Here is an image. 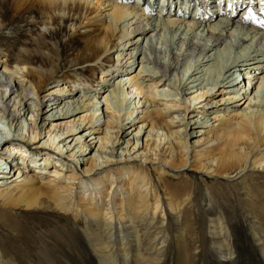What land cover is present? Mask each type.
<instances>
[{"label":"bare ground","instance_id":"obj_1","mask_svg":"<svg viewBox=\"0 0 264 264\" xmlns=\"http://www.w3.org/2000/svg\"><path fill=\"white\" fill-rule=\"evenodd\" d=\"M151 1H157L154 9L137 0H1L0 31L9 2L13 19L39 10L47 18L46 30L60 19L71 24L82 44L71 45L68 61L77 69L63 80L66 85L57 83L45 93L50 77L43 65L24 59L29 55L25 45L16 52L23 58H14L8 47L0 51V110L8 120L0 131V206L50 208L66 220L73 217L94 227L97 236L88 230V240L99 264H160L169 248L164 238L170 233L169 213L182 227L191 202L190 193L177 194L168 176L180 180V173L192 171L205 179L248 178L240 190L264 256V23L254 13L245 19L248 11L239 0H233L237 11L230 15L216 14L225 8L220 0H208L202 10L198 0ZM154 13L163 18L154 19ZM17 38L11 33L6 41ZM56 57L61 68L62 50ZM84 76L87 87L79 85ZM126 85L129 92L123 90ZM89 89L93 92L85 94ZM123 91L128 108L115 114V93ZM39 117L55 120L48 131L50 146L41 142L40 147H51L59 159L50 172L35 164L45 170L36 173L25 155L18 159L9 153L18 151L14 146L20 141L27 147L36 144L46 124L38 127ZM193 137L198 138L192 143ZM97 143L98 150L87 157ZM60 159L71 165L65 168ZM205 198L210 218L218 203L209 191ZM210 221L213 237L222 241L215 249L233 264V232L217 217ZM62 230L61 238L77 243L75 235ZM14 259L0 247V264H16Z\"/></svg>","mask_w":264,"mask_h":264},{"label":"rangeland","instance_id":"obj_2","mask_svg":"<svg viewBox=\"0 0 264 264\" xmlns=\"http://www.w3.org/2000/svg\"><path fill=\"white\" fill-rule=\"evenodd\" d=\"M198 3H200L198 5V9L200 10H202L205 5L209 6L208 0H198ZM195 12L196 11H193V13ZM11 14L13 13L10 9V3L8 2L3 14V17L5 18V29L0 31V51L8 47V50L10 49L13 53H16L20 46L25 45L29 50V55H26L24 59L34 63L35 67L39 64L43 65L45 67V75L50 77L48 86L44 89L43 93L55 86L57 83H59L60 86H65L66 84H64L63 80L68 77L70 70L77 69L74 66L70 67L68 55L74 48L72 46L77 47L82 44L78 38L73 37L71 24L63 23L60 19H57L55 27L49 29L48 31L44 25V21L47 18L44 14L42 15L39 10H36L33 15L18 16V19H13ZM150 16L154 19L163 18L160 14L156 13ZM11 33H16L18 38L7 42L6 39L11 35ZM15 44L16 48H14ZM60 50H62V57L64 59H62L61 68H59L60 66L57 64L56 57V53ZM1 57L4 58L3 55H1ZM114 57L117 58V55L115 54ZM14 58H23V56L16 53ZM60 61L61 58L58 63H60ZM140 68L141 63L138 64L135 72H139ZM1 69L3 68L1 67L0 71ZM54 70L58 73H55ZM85 77L86 76L78 80L79 85H82L83 87H87L86 84H89V81H87ZM247 81L248 78L245 79L244 82V84H246V90L248 89ZM258 84H260V82ZM127 87L128 85H126L123 90L129 92L130 89L127 91ZM209 88L212 89V86L210 85ZM217 89L218 87H216L214 91ZM125 91L115 93V96L117 97H115L116 100L114 101V107L117 111L115 114H118L119 111L123 114L128 108L127 103L123 102V94ZM84 92L85 94H90L93 91L89 89L84 90ZM81 94H84L82 90ZM261 94H263L262 97L264 99V90ZM103 95L105 96V93ZM103 95L102 99H100L102 102L104 101ZM109 95L112 96L110 91ZM252 96L253 92L251 97ZM13 97L14 95H12V98ZM221 97L222 96L219 95L212 97L211 99H220ZM141 101L144 100L141 99ZM43 102L42 109H46L47 106L45 105L47 102ZM28 103H30V101ZM182 104L184 103L182 102ZM192 104L194 106V103ZM244 106L245 104L242 107ZM162 107L166 106L163 104ZM2 116L3 115L0 110V131L8 126L6 123L8 120H3L4 118H2ZM28 118L33 121L34 115L31 113L28 115ZM53 121H46L39 117L38 127H41V124L44 122H46V124L44 125L45 131L42 134L41 128H39V136L37 137L38 140H36V144H32V141L27 147L24 142L20 141L18 146H14V148L18 150L17 152L15 150H9V153L11 152L10 154L14 155V157L16 156L18 159H21L25 155L26 160H28L27 165L30 166L36 173L40 171L45 172V170L50 172L51 169L53 170V162L59 160L51 154L55 153V151L49 147L50 141L48 143V131L51 128L50 126L53 124ZM25 130H23V133L25 131L26 134H28L29 131H27V128H25ZM129 130L132 131V128ZM136 130L130 134L131 138L136 133ZM197 138L198 137H193L189 140L193 143L197 140ZM61 139H63V137ZM61 139L58 138L56 142L62 141V143H60L62 144V148L66 141ZM75 139L76 137H74L71 143L73 146H75ZM84 140L85 136L83 138V141ZM41 142L48 143V149L44 150L43 148L41 150ZM125 146L126 144L124 143L122 147ZM94 147L95 148L89 155H87V157H91V155L98 150L99 144H94ZM23 150H25V152H23ZM38 151H42L41 155L38 154ZM48 152L49 157L47 158V155L45 154ZM33 156L37 157V161L35 160L36 163L31 161ZM45 158L52 161L50 166L46 162L43 165V160H45ZM13 160L14 163L18 162L15 158ZM8 162L12 163L9 159ZM69 162L72 161L60 159L59 164L62 163L65 165V168H67L68 165H71ZM35 164L36 166L42 165L41 168H44L45 170H40L39 168L37 169L38 166L36 167ZM82 167L84 168L85 166L82 165ZM8 168L11 169L9 164ZM17 173L18 171L15 175H17ZM64 173H67V171H64ZM184 173H180V175H184L180 180H175L174 178L176 177L173 176H171L173 178L170 176L166 178V181L171 183L177 194L190 193L188 197L191 199V202L189 204L190 212L186 214L185 224L182 227L177 223L173 214L169 213L170 233L167 231L164 237L169 240V248L164 252L163 259L160 264H230L229 261L222 260L217 252L218 250L215 249V245H219L222 241L220 238L213 237L214 235L211 232L210 218L212 219L214 217H217L221 222H223L224 225L230 229L231 233L233 232L232 235L234 234V237H231V242L234 246L232 250H235L236 252L233 264H264L263 253L253 238V232L251 229L252 226L250 220L248 219V202L245 201V197L243 195L244 191L240 190L242 186L246 187L245 184L248 183V178L245 180H237L240 181V186H235L238 182H233L234 180H223L218 178L205 179L204 174L192 171ZM186 180L188 183L183 184ZM155 181L156 185L159 184L157 179ZM207 191L214 195V199L218 203V207L216 206L215 209L217 213L214 216H210V218L208 216L209 211L207 210V207H205V204H207L205 198ZM184 199L185 196L181 197V200ZM59 215L60 214L51 211L50 208L40 211H25L5 209L0 206L1 249L7 254V256H14V263L16 264H99L96 254L93 252L92 244L88 240V230L94 232L97 236V229L94 227H86L84 223H78L73 217L66 220L64 217ZM60 228L66 229L69 235H75L77 243L72 245L70 244L68 237L61 238L64 230ZM146 255L147 253H145V256Z\"/></svg>","mask_w":264,"mask_h":264},{"label":"snow or ice","instance_id":"obj_3","mask_svg":"<svg viewBox=\"0 0 264 264\" xmlns=\"http://www.w3.org/2000/svg\"><path fill=\"white\" fill-rule=\"evenodd\" d=\"M262 3H264V0H261ZM229 7H232V5L230 4ZM261 11H264V9H261ZM253 18V13H252V9L249 8L248 9V15L245 17V19H251Z\"/></svg>","mask_w":264,"mask_h":264}]
</instances>
